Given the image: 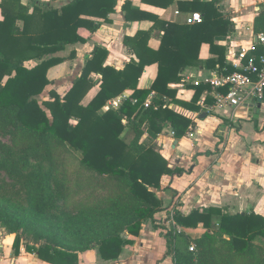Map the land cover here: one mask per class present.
I'll return each mask as SVG.
<instances>
[{
  "label": "trees",
  "instance_id": "1",
  "mask_svg": "<svg viewBox=\"0 0 264 264\" xmlns=\"http://www.w3.org/2000/svg\"><path fill=\"white\" fill-rule=\"evenodd\" d=\"M31 1L25 6L21 0H0V137L9 142H0V171L25 188L27 203L39 214L84 223L87 233L79 240L93 245L102 261H116L132 244L128 237H137L143 224L162 211L156 195L161 178L184 172L168 167L156 138L167 127L175 138L185 135L199 112L197 102L211 92L204 83L188 86L193 95L185 103L170 87L182 82L187 67L234 72L226 65V47L216 42L230 36L234 24L219 0H139L160 9L175 5L186 14L198 12L202 21L187 25L152 18L148 30L124 37L131 59L122 70L106 64L105 48L94 47L73 83L62 91L48 90L39 102L37 97L52 84L49 69L64 61L54 55L83 43L80 29L93 33L109 22L118 0H71L60 9ZM121 10L127 23L148 17L132 0H125ZM252 32L264 33V9L255 16ZM154 37L158 46L151 50ZM203 46L210 55L206 59L201 58ZM29 62L35 64L27 66ZM152 63L157 75L151 87L137 89L145 66ZM92 75L100 76V84L89 98ZM125 91L132 93L121 105L105 110ZM171 104L182 110L169 108ZM173 219L181 229L205 231L195 240L183 232H161L164 258L172 256L173 264H264V218L258 214L229 215L210 207L187 215L174 211ZM21 247L48 264H79L76 254L62 253L53 243L35 249L15 236L14 256Z\"/></svg>",
  "mask_w": 264,
  "mask_h": 264
},
{
  "label": "crops",
  "instance_id": "2",
  "mask_svg": "<svg viewBox=\"0 0 264 264\" xmlns=\"http://www.w3.org/2000/svg\"><path fill=\"white\" fill-rule=\"evenodd\" d=\"M39 1L60 9L71 0ZM124 1L118 0L115 12L108 16L109 22H102L95 32L90 33L85 29L78 31L84 39L83 43L68 45L54 55L64 61L49 69L48 77L52 84L47 87L43 97L47 96L50 89L62 91L70 86L80 75L84 62L91 56L94 47L105 48L108 51L106 64L122 70L131 59L123 45L125 36L133 37L138 31L148 30L152 25V18L183 23L186 14L178 11L175 5L160 9L141 4L139 0H132L133 7L146 12L148 17L146 21L127 23L121 10ZM21 3L25 6L32 5L31 0H21ZM219 6L233 22L235 31L230 36L216 39V42L224 45L226 52L229 48L235 50L250 46L255 36L252 32L253 22L255 16L264 9V0H219ZM176 11L179 14H175ZM93 21L101 22L98 19ZM149 45L154 50L158 46L157 38H151ZM261 50L259 48V52ZM71 53L75 56L69 59ZM209 56L207 47L203 46L201 58L206 59ZM34 64L35 62H29L27 66ZM210 73V70L187 67L182 72V81H188L177 86L171 85L170 88L177 91L178 100L187 103L193 95L188 86H192L194 80H205ZM156 75V64L145 66L138 79L137 89H149ZM99 77L91 76L94 88L88 94L89 98L99 89ZM131 93L132 91H125L114 100L121 105ZM153 95L154 93L150 94L145 102H151ZM203 96L205 100L209 98L210 103L204 101L202 106L199 99V112L193 115L192 124L183 137L175 138L172 130L167 127L155 140L161 155L168 162V167L171 170L184 171L181 175H164L161 178L160 189L156 195L161 201L162 211L155 214L153 222L143 224L137 237H128L132 244L122 249L116 261H102L95 249L92 254L84 253L79 264H171V256L164 258L166 245L160 230L161 224L169 218L171 211L187 215L194 209L206 211L212 207L221 209L224 214L253 212L264 218V101L254 105L252 111L248 107L208 110L213 105L212 96L210 92H204L201 97ZM169 108L182 110L172 104ZM190 130L196 131L193 140L187 137ZM182 230L192 240L198 239L205 232L201 228ZM0 264L48 263L38 259L37 254L14 256L11 245L4 250L2 244Z\"/></svg>",
  "mask_w": 264,
  "mask_h": 264
},
{
  "label": "rangeland",
  "instance_id": "3",
  "mask_svg": "<svg viewBox=\"0 0 264 264\" xmlns=\"http://www.w3.org/2000/svg\"><path fill=\"white\" fill-rule=\"evenodd\" d=\"M43 94L37 97L39 102ZM131 136L127 131L126 139H130ZM0 142L9 143L8 139L3 137H0ZM0 232V243L3 244L4 250L9 244L12 245L15 236L35 249L40 245L53 243L62 253L76 254L78 263L84 253L92 254L95 250L93 245L89 247L86 241L79 240L87 233L84 223L78 222L77 219L69 222L57 221L53 217L39 214L27 203L25 188L9 179L4 171H0ZM191 245L195 247L191 243L188 249ZM21 254H25L23 247L20 248ZM171 259L173 264L172 256Z\"/></svg>",
  "mask_w": 264,
  "mask_h": 264
},
{
  "label": "built area",
  "instance_id": "4",
  "mask_svg": "<svg viewBox=\"0 0 264 264\" xmlns=\"http://www.w3.org/2000/svg\"><path fill=\"white\" fill-rule=\"evenodd\" d=\"M175 14H179V12L176 11ZM201 21L202 18L198 12L185 14L183 19V23L187 25L200 24ZM259 48H262L260 52ZM225 61L228 67L234 69V72L211 71L209 77L205 80L192 81L194 86L204 83L211 88L210 94L213 105L208 110H219L224 107H247L249 104L262 103L264 101V33L255 35L254 42L248 47H240L235 50L229 48L225 55ZM187 81L186 79L182 82ZM179 87L181 88L182 85ZM123 99H125L124 96ZM204 101L205 97L203 96L200 98L202 106H204ZM132 102L135 103V100H132ZM119 104L118 101L113 99L105 107L106 110L109 108L116 109ZM149 104V100L144 102V108H147ZM195 134L196 131L190 130L187 137L193 140ZM173 216L174 211H171L169 218L160 226L161 232L182 233L183 230L175 223ZM193 250L194 247L191 245L189 251Z\"/></svg>",
  "mask_w": 264,
  "mask_h": 264
},
{
  "label": "water",
  "instance_id": "5",
  "mask_svg": "<svg viewBox=\"0 0 264 264\" xmlns=\"http://www.w3.org/2000/svg\"><path fill=\"white\" fill-rule=\"evenodd\" d=\"M247 107H248V109L251 110V111L254 109V105H253V104H249ZM204 117H205V115L203 114V115H202V118H204Z\"/></svg>",
  "mask_w": 264,
  "mask_h": 264
}]
</instances>
